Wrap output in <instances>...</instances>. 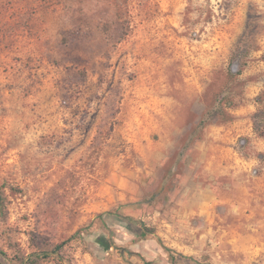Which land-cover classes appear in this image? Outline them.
Returning a JSON list of instances; mask_svg holds the SVG:
<instances>
[{"label": "rangeland", "instance_id": "obj_1", "mask_svg": "<svg viewBox=\"0 0 264 264\" xmlns=\"http://www.w3.org/2000/svg\"><path fill=\"white\" fill-rule=\"evenodd\" d=\"M262 173L264 0H0V264H264Z\"/></svg>", "mask_w": 264, "mask_h": 264}, {"label": "crops", "instance_id": "obj_2", "mask_svg": "<svg viewBox=\"0 0 264 264\" xmlns=\"http://www.w3.org/2000/svg\"><path fill=\"white\" fill-rule=\"evenodd\" d=\"M216 134L215 135H216L217 139H223L224 140V136L220 135L219 131L216 132ZM180 139H181V136L179 137L178 142H179ZM216 147H220L219 149H221L223 153L225 151H228V148H226L224 145L223 146L220 145L219 143H217ZM175 149L178 150V146ZM177 156H178V158L179 157H182V158L184 157V163H183L184 166L181 167V169H180L181 170L180 173H179L180 174V180L178 181L179 185L175 184V186H174L175 190H172V194L174 193V195L176 196V199L181 194H184V196H187V192L190 189V188H188V184H189L190 180H192V176L194 174V172H193L194 166L191 164V162L188 161V158L190 156L189 152L184 154L180 150V152H179V154ZM180 162H181V160H180ZM223 164H224V161L221 160L220 164H218V166H217V169L220 170V175L221 174L222 175L228 174L227 172L230 169V166H223ZM231 168L240 169V166H231ZM176 169H177V167H175L173 170H176ZM263 178H264V173H262L261 176L260 175L259 176H254L253 177L254 183L256 185L260 184L261 182L263 183V181H264ZM182 183H184V185H182ZM181 186H182V188L180 189ZM194 214H197V212L194 213Z\"/></svg>", "mask_w": 264, "mask_h": 264}, {"label": "trees", "instance_id": "obj_3", "mask_svg": "<svg viewBox=\"0 0 264 264\" xmlns=\"http://www.w3.org/2000/svg\"><path fill=\"white\" fill-rule=\"evenodd\" d=\"M203 123V120L200 121V124ZM0 208H1V203H0ZM119 224H122L124 226H126L127 228H129V224H126V223H119ZM150 233H151V230H148ZM135 234H138V235H141L139 231H134ZM77 235V234H76ZM61 249L60 247H58V250ZM44 252L43 251H39L38 253L34 254V256H29L26 260V262H24L23 259H21L20 261V264H38V261L41 259V256L44 255L43 254ZM171 260L173 258H170ZM172 264H174L172 262Z\"/></svg>", "mask_w": 264, "mask_h": 264}]
</instances>
